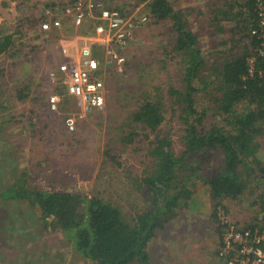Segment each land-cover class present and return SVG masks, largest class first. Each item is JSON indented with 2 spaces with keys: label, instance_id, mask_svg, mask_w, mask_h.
<instances>
[{
  "label": "trees",
  "instance_id": "obj_1",
  "mask_svg": "<svg viewBox=\"0 0 264 264\" xmlns=\"http://www.w3.org/2000/svg\"><path fill=\"white\" fill-rule=\"evenodd\" d=\"M126 1L127 5L116 7L127 12L133 3L143 5L148 19L126 39L122 66L115 63L106 71L110 73V89L115 86L111 83L113 74L126 76L131 70L132 84L137 85L129 90L124 83L127 89L123 103H119L124 105L125 115L121 126L114 127L119 132L111 138L113 143L106 147L103 159L106 164L115 161L119 165L113 152L116 142L128 151L137 149V138L138 150L147 142L144 139H149L144 153L148 162L130 190L145 194L146 205L130 218L102 191L91 195L83 192L77 178L66 175H75L74 170L65 167V172L57 173L53 143L65 139V130L75 132L82 125L80 120L90 118L99 124L107 114L104 108L93 109L78 121L76 129L69 130L65 120L56 117V110L50 108L49 96H65L67 88L62 79L51 80L53 84L46 82L38 62L41 52H46L40 42L58 39V35L50 34L69 21L63 18L71 20V16H53L49 32L41 30V17L30 9H22L23 17L18 18L14 27L0 25V56L9 60L8 67L0 65V90L2 83L10 82L7 74L12 70L9 77L11 83L15 82L13 100L30 104L19 119L12 120L6 118V110L13 104L0 101L1 153L13 155L11 159H0V170L10 172L6 169L8 161L21 163V148L30 153L26 159L30 167L15 175L14 183L7 189L0 190V201L12 200L23 211L25 207L39 210L40 214L35 213L38 220L60 230L75 252L91 264H155L151 260V246L158 230L165 229L187 207L185 204L204 200L202 194L208 197L216 219L218 208L226 206L228 200L248 201L260 188L261 197L264 195V55L258 50L262 38L257 0H207V10H194L196 15L209 14L211 48L207 52L201 47L200 31L194 29L199 16L193 18V11L178 7L172 0ZM45 4L53 9L62 6L53 0ZM135 44L140 46L137 53L139 47ZM97 45L95 53L100 57L103 53L99 47L103 43ZM252 55L257 58L253 74L248 62ZM169 61L177 66L180 76L176 82L168 77ZM155 66L162 74L153 79L157 86L140 84ZM69 101L66 96L60 110ZM26 119L32 125L30 133L25 128V135L30 136L29 147L23 145L22 137L10 138L2 131ZM173 119L178 122L174 124ZM55 125L60 126V131L46 132ZM175 135L183 146L179 152ZM38 143L44 145L46 152L37 153ZM215 155L218 162L212 159ZM4 211L5 215L10 214L8 208ZM260 223H264L262 219L246 226ZM214 253L218 255L219 250Z\"/></svg>",
  "mask_w": 264,
  "mask_h": 264
},
{
  "label": "rangeland",
  "instance_id": "obj_2",
  "mask_svg": "<svg viewBox=\"0 0 264 264\" xmlns=\"http://www.w3.org/2000/svg\"><path fill=\"white\" fill-rule=\"evenodd\" d=\"M7 1L9 0H0V25L14 27L15 24L18 23V18H20V16L23 17L22 9L24 12L27 10V7L28 9L30 8V10L32 9V13H39L34 0H14V3H12L14 5L7 4ZM206 1L207 0H180L174 3L178 7H184L186 10L190 9L187 8L189 6H195L197 11H205L207 10ZM108 3L110 6L127 5L126 0H108ZM192 11H194V9ZM196 13L197 12L194 11L192 17L199 16V19L194 23V29L200 31L201 47L207 52L211 48V34L207 30H210V24L207 22L209 20V14L205 17L202 16L201 13L198 15H196ZM63 20L69 21L62 23V28H57L50 34L51 37L58 35V39H55L52 43L50 42L51 38L45 40V42H40V45L44 46L43 48L46 49V52L45 54L41 52L42 55L38 57V62L42 65V69H44L43 73L48 83H52L49 72L55 69L57 62L63 58L61 46L71 50L77 41L76 37L78 35L88 34L89 32V30H78L70 19L63 18ZM151 27L152 26L149 28ZM157 30L158 29H155V31ZM49 46L52 48L48 51ZM134 46L139 47L136 49L137 53L140 46L139 44H135ZM99 49L102 50V48ZM100 57L103 58L104 56L101 55ZM168 63V77L171 76V78L169 77L170 80L176 82L180 76L177 72V66L171 61ZM8 64V58L5 55H1L0 65L8 67ZM113 66L114 65H110V67ZM105 70L107 71V69ZM10 71L12 70H9V73L7 72V78L10 79V82H8L7 79L3 80L7 82L2 83L3 89L0 90V101H4L9 105L13 104V106L6 110V118L17 120L23 114L22 111L24 108L27 109L30 104L29 101L15 102V100H13L12 84L15 82L11 83L12 79L9 77ZM106 71L104 72V78L107 93L106 107H104V110H106L107 114L103 118V122L96 124V121L90 118L82 119L79 121V123L82 122V125H79L75 132L65 130L66 136L65 134L63 136L65 139H57L52 146L55 148L54 157L58 159V174L65 172L62 170L65 167H68V171L74 170L75 175L72 174V172H67L66 175L68 178H77V183L83 192L91 195L98 194V192L102 191V195L118 203L127 217L130 218L136 215L139 210H144L143 205H146L145 194L141 195L136 190H130L135 187V181L139 179L143 172V167L148 162L147 159L145 160L144 153L147 151V142L149 139H144L140 136L141 139L147 142L143 143L142 148L139 150V144H137L138 138L134 142V145L137 146L136 150L130 149L126 151L120 143L116 142L117 144L115 146L117 149L113 152L116 154V161L120 164L117 165L115 161L109 164L104 162L103 156L105 155V150H107L106 147L109 144L112 145L113 142L111 138L119 132L117 127H114L121 126L123 116L125 115V107L120 104L123 103V98L125 97V89H127L125 86L128 85V89L131 90L132 88L129 87L137 85L132 84L134 82V77H132L133 75H129L131 70L129 73L125 74L126 76L113 74L111 83L115 86H113V89H110L107 87V78L110 73ZM14 74L16 73L14 72ZM155 75H162L157 66H155L153 70L151 69L150 73L139 83L148 82L153 88L157 86V83L153 80ZM166 79L168 78L162 80ZM51 92L52 90L49 93ZM75 108L76 106L73 105V101L71 100L67 104H62L61 110L59 109L56 111L55 115L56 117L61 116V120L63 119L64 121V117L70 112L75 115L77 114L78 111L75 110ZM170 116L171 114L167 116V121L170 119ZM172 122L176 124L178 121L173 119ZM30 123L31 122L26 119L19 124L6 126L2 131L8 134L10 138L13 136L17 138L22 137L23 145L29 147L30 136L28 137L25 135V131L27 129L30 133V128L32 126ZM60 129L59 125H55L46 130V132H58ZM174 138L176 139V150L179 152L183 146L179 144L178 135H175ZM2 144L3 142L0 140V159H11L13 155L1 153ZM42 145V143L36 145L38 149V151L36 150L37 153L41 151L46 152L44 145ZM19 154V161L21 163L17 164L15 161H8L6 169L10 172L8 173L4 170H0V190L2 191L14 183L15 175H20L21 172L24 171L23 169L30 167L26 160L30 156V153L26 151L25 148H21ZM220 158L221 157H218V159ZM212 159L218 162L216 155L212 156ZM261 181L260 179L259 182ZM262 190L263 189L260 188V190L256 191L255 195L248 201L228 200L226 205L228 207H224L227 208V212L232 219L242 225H248L252 222L259 221L264 216V195L261 197L263 193L261 192ZM133 193L135 194L132 195ZM22 202L27 203L26 201ZM4 203H7L8 207H5L6 205ZM202 205L203 202L200 199L193 204H185L190 212H186L187 207L184 208L173 221L167 224L165 229L158 230L157 235L153 238L154 245L151 246V260L155 261V264H204L203 261L206 257H210V264L216 261L218 255H216L214 251L218 250L219 243L218 246L215 247V245L212 244L215 237L211 238L213 235L216 236L215 226L213 225V221L215 220L211 216L209 218L208 215L192 217V212H202V208H200ZM0 208V264H91L89 261L82 259L81 256L75 252L72 244L60 230L54 229L51 225L46 224V226L42 219L38 220L35 213L40 214L39 210L34 212V209L30 210V207H25L24 211L22 209L19 210V206L12 200L0 201ZM4 208H8L10 213L8 216L4 214L6 212ZM14 211H21L22 214H17V212L15 214ZM210 221L211 225L209 226ZM207 246H209L210 249H207Z\"/></svg>",
  "mask_w": 264,
  "mask_h": 264
},
{
  "label": "built area",
  "instance_id": "obj_3",
  "mask_svg": "<svg viewBox=\"0 0 264 264\" xmlns=\"http://www.w3.org/2000/svg\"><path fill=\"white\" fill-rule=\"evenodd\" d=\"M256 5L262 38L258 50L264 55V0H257ZM63 6L54 9L45 6L42 13L44 18H41L39 27L49 32L52 17L58 15L71 16L77 29L83 27L89 30L88 34L76 37L77 41L71 50L61 47L66 59L49 72L52 81L62 79L67 88L65 96L59 93L49 96L50 108L58 111L65 97L69 96L78 112L76 115L72 112L67 114L65 124L69 130H74L78 121L93 109L104 108L107 93L105 69L115 63L121 66L125 61L122 50L126 39L132 37L134 28L147 21L148 13L143 10V5L134 3L130 5L133 6L130 11L122 12L116 6H110L108 0H68ZM97 43H103V59L95 53ZM256 61L255 55L248 58L251 74L255 72ZM217 215L220 228L218 257L224 261L223 264H264V223L242 225L233 220L223 206L218 208ZM261 219L264 222V216Z\"/></svg>",
  "mask_w": 264,
  "mask_h": 264
},
{
  "label": "crops",
  "instance_id": "obj_4",
  "mask_svg": "<svg viewBox=\"0 0 264 264\" xmlns=\"http://www.w3.org/2000/svg\"><path fill=\"white\" fill-rule=\"evenodd\" d=\"M35 1V5L37 6V11H39V13L37 14V16L38 17H41V18H44L43 17V15H42V13H43V10H44V7L46 6V4H45V2L46 1H51L52 2V0H34ZM54 2L56 1V0H53ZM173 1V0H172ZM180 0H174V2H179ZM56 2H58V3H61L62 4V6L61 7H64L63 5L65 4V3H67L68 2V0H57ZM12 3H14V0H9V1H7V4H12ZM5 4V3H4ZM205 4H206V2H205ZM12 5H14V4H12ZM38 7H39V10H38ZM195 7V6H194ZM193 6H189V7H187V8H190L189 10L187 9H185L184 7H183V9H185L186 11H188V12H191L193 9L194 10H196V8H194ZM206 7H207V5H206ZM180 8H182V7H180ZM192 8V9H191ZM16 9V8H15ZM30 9V8H29ZM29 9L27 8V10L26 11H29ZM32 10V9H31ZM25 11V12H26ZM194 12V11H193ZM194 14V13H193ZM193 14H192V16H193ZM51 31H52V29H51ZM43 42V41H42ZM64 46V45H63ZM67 46V45H66ZM75 46V45H74ZM62 47V46H61ZM70 47V46H69ZM61 53L63 54V52H62V50H61ZM103 56H104V53L102 54ZM105 57V56H104ZM103 57V58H104ZM101 58V57H100ZM103 58H101V59H103ZM66 58H65V56H64V54H63V58H61V60L60 61H58L57 62V64H56V66L55 67H57V65H58V63L59 62H61V61H64ZM203 198H204V200H202V202H203V205H202V207H200V208H202V212L201 213H199L198 211L196 212V213H194V212H192V217H195V216H206V215H208L209 216V218H210V216L215 220V221H213V225L215 226V231H216V236L215 235H213V236H211V238H214L215 237V239L213 240V242H212V244L213 245H215V247H217L218 246V243H220V240H219V232H220V228H219V225H218V220L216 219V217L213 215V208H212V206H211V204H210V202H209V199H208V197L207 196H204V194H202L201 195ZM186 212H190V210H187ZM196 221V220H195ZM192 222V221H191ZM211 225V221L209 222V226ZM210 231V230H209ZM208 244H209V242H208ZM220 245V244H219ZM207 249H210V247L209 246H207ZM205 253H206V251H205ZM191 256V255H190ZM210 257H206L205 259H204V264H210ZM218 260H220L219 259V257L216 259V261H214L212 264H218ZM219 263H221L220 261H219ZM203 264V263H202Z\"/></svg>",
  "mask_w": 264,
  "mask_h": 264
},
{
  "label": "clouds",
  "instance_id": "obj_5",
  "mask_svg": "<svg viewBox=\"0 0 264 264\" xmlns=\"http://www.w3.org/2000/svg\"><path fill=\"white\" fill-rule=\"evenodd\" d=\"M82 119V118H81ZM64 120H65V117H64Z\"/></svg>",
  "mask_w": 264,
  "mask_h": 264
}]
</instances>
